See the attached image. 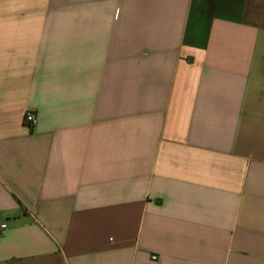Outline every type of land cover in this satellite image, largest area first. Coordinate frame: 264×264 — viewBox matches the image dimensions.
<instances>
[{"label":"crops","instance_id":"obj_1","mask_svg":"<svg viewBox=\"0 0 264 264\" xmlns=\"http://www.w3.org/2000/svg\"><path fill=\"white\" fill-rule=\"evenodd\" d=\"M3 224L0 264H264V0H0Z\"/></svg>","mask_w":264,"mask_h":264},{"label":"built area","instance_id":"obj_2","mask_svg":"<svg viewBox=\"0 0 264 264\" xmlns=\"http://www.w3.org/2000/svg\"><path fill=\"white\" fill-rule=\"evenodd\" d=\"M24 121L30 127L35 126L36 123H37L36 112H34V111L26 112V114L24 116ZM6 229H7V225L6 224L0 225V236L3 234L4 230H6ZM152 262H153V264H158L159 258L157 256H153L152 257ZM143 264H145V263H143Z\"/></svg>","mask_w":264,"mask_h":264}]
</instances>
